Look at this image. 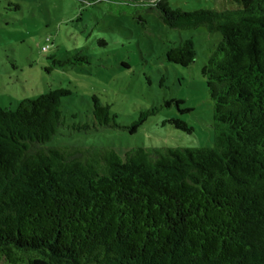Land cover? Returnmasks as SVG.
Here are the masks:
<instances>
[{
	"label": "trees",
	"instance_id": "16d2710c",
	"mask_svg": "<svg viewBox=\"0 0 264 264\" xmlns=\"http://www.w3.org/2000/svg\"><path fill=\"white\" fill-rule=\"evenodd\" d=\"M78 1L131 4L167 29L220 35L200 70L212 145L122 156L47 146L70 94L64 88L0 108V264H264V0L189 12L167 0ZM195 56L191 38L165 52L182 68ZM91 101V124L80 129H117L110 107ZM154 112L140 113L128 132Z\"/></svg>",
	"mask_w": 264,
	"mask_h": 264
},
{
	"label": "rangeland",
	"instance_id": "374dc122",
	"mask_svg": "<svg viewBox=\"0 0 264 264\" xmlns=\"http://www.w3.org/2000/svg\"><path fill=\"white\" fill-rule=\"evenodd\" d=\"M167 2L185 12L236 8L225 0ZM189 38L193 63L187 68L168 63L165 52ZM219 41V34L203 28L167 29L131 4L0 0V108L15 110L23 100L64 88L70 94L62 99L61 124L47 146L111 148L120 156L135 148L210 147L212 103L200 70ZM74 56L87 62L53 63ZM92 96L110 107L117 129H80L91 124ZM153 109L130 134L139 114ZM168 120H180L192 131L177 130Z\"/></svg>",
	"mask_w": 264,
	"mask_h": 264
},
{
	"label": "built area",
	"instance_id": "2783aa9c",
	"mask_svg": "<svg viewBox=\"0 0 264 264\" xmlns=\"http://www.w3.org/2000/svg\"><path fill=\"white\" fill-rule=\"evenodd\" d=\"M47 41V40H46ZM47 47L41 49L42 52L46 51Z\"/></svg>",
	"mask_w": 264,
	"mask_h": 264
}]
</instances>
